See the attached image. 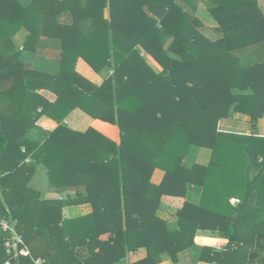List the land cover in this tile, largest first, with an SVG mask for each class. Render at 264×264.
Instances as JSON below:
<instances>
[{"label": "trees", "instance_id": "obj_1", "mask_svg": "<svg viewBox=\"0 0 264 264\" xmlns=\"http://www.w3.org/2000/svg\"><path fill=\"white\" fill-rule=\"evenodd\" d=\"M197 8L194 0H0V220L14 223L24 244L8 254L13 236L0 231V264H116L139 247L149 254L135 264H157L197 248L199 231L227 244L197 248L198 261L264 264V137L217 130L242 114L255 131L263 116L264 13L258 0H211L213 28ZM48 41L58 53L45 52ZM247 49H259L260 60L243 65L235 53ZM78 59L100 85L76 71ZM75 110L115 126L119 141L70 130L63 120ZM44 115L58 126L43 139L34 130ZM192 148L210 150L206 166L183 167ZM39 166L51 180H75L76 198L42 199L29 187ZM155 170L165 174L159 185ZM189 186L199 200L184 203L171 229L156 215L161 198L185 197ZM82 202L92 214L65 219V207Z\"/></svg>", "mask_w": 264, "mask_h": 264}, {"label": "crops", "instance_id": "obj_2", "mask_svg": "<svg viewBox=\"0 0 264 264\" xmlns=\"http://www.w3.org/2000/svg\"><path fill=\"white\" fill-rule=\"evenodd\" d=\"M258 3L262 12L264 13V0H258ZM200 15H202L203 18L201 20L200 17L199 20L201 22L202 21L207 22L205 26L213 27V28L216 26L207 12L206 13L204 12V14H200ZM65 16L67 15L60 17L59 19L60 22L63 21L62 19ZM22 32L23 30H21L17 34V36H19ZM24 37H22V41L20 42L15 41L19 49L23 48L22 42L24 40ZM44 45L46 46L45 52L58 53V48H59L58 43L48 41L45 42ZM55 63L56 61L47 57L44 60V67L45 69L49 70V68L54 66ZM89 69H90L89 66L82 59L78 60L76 64V71L80 75L88 79L89 81L93 82L94 84L100 85L103 81L102 77L95 74L93 70L91 69L89 70ZM38 93L42 95L45 99H47L49 102H54L56 100V96L47 90H41L38 91ZM63 124L67 125V127L74 132L84 133L86 132V130L91 128L113 142L117 143L119 141L118 131L115 126L108 124L106 122H102L101 120L90 119L89 117H87V115H85L79 110H75L70 114H68V116L63 120ZM35 125L37 127L34 130L35 133L41 135V138L43 139L48 133L54 131L58 126V124L54 120L50 119L45 115L39 117ZM218 128H220L218 129L220 132H224V133H231V134H238L245 136L256 134L259 137H264V113L262 118L258 120L255 131H252L251 129V123L249 121V117L242 114H231L230 117L221 119L218 123ZM206 150L207 149L204 148H192V150H190L187 153L186 158L183 160V167L190 168L193 165L206 166L209 163V159H210V151L207 160L203 159L202 154L203 153L206 154L207 152ZM22 152H24V149H22ZM199 155H201L200 159H199ZM28 161L29 159L26 160V162ZM203 161H205V163H202ZM69 175L71 174L69 173ZM164 175L165 174L163 171L155 170L151 177V183H153L154 185H159L163 180ZM104 181L107 180L105 177L102 176L99 180H96L95 183L100 184L103 183ZM61 182L63 181H59L58 179H54L52 182H50L46 168L44 166H39L36 174L34 175L33 179L29 184V187L39 191L41 193L42 199L61 198L67 200L68 198H70V200L72 199L74 200V198H76L77 189L74 188L73 185L74 183H76V181L71 180L70 184H63ZM85 183L87 184L86 185L87 187L91 185L92 188L93 182L91 180L86 179ZM199 196H200V189L195 186H189L187 195L185 197L163 195L161 198L160 206L156 212V215L162 220L166 221L169 228L173 229L175 228V226L177 227V217H176L177 211L183 207L186 201L196 204L199 200ZM232 201H237L234 198L230 200L231 204L237 203V202L233 203ZM92 212H93V206L88 202H82L78 204L67 205L64 209V216L65 219H69V220L78 219L81 217L88 216L92 214ZM194 244L195 246H197V248L204 247V248L213 249L214 251H221L222 249H224L225 245L227 244V241L225 239L218 238L216 234L211 233L210 231H199L194 239ZM197 248L191 247L179 252L178 254H176V260L174 261L172 260V257L170 255L162 254L160 255V260L159 262H157V264H213V263L198 261L196 258L197 252L199 253ZM148 254L149 252L147 248L139 247L131 251H128L125 259H123L121 262L116 264H135L138 263L139 261L146 259Z\"/></svg>", "mask_w": 264, "mask_h": 264}, {"label": "rangeland", "instance_id": "obj_3", "mask_svg": "<svg viewBox=\"0 0 264 264\" xmlns=\"http://www.w3.org/2000/svg\"><path fill=\"white\" fill-rule=\"evenodd\" d=\"M196 3H197V6H198V8H197V11L195 12V16L198 18V19H200V17H201V20H202V18H203V16L202 15H200V14H204V12L206 13L207 12V9H208V6H209V4L211 5V0H194ZM208 13V12H207ZM66 17V18H65ZM62 20V22H67L68 20H69V17L68 16H65ZM205 20V19H204ZM202 23L204 24V25H206L207 24V22H203L202 21ZM23 30V29H22ZM202 31H203V34L204 35H207V36H209V37H214V36H216L215 34H214V32H212V31H209V28H203L202 29ZM24 34V35H23ZM25 36V33H24V30H23V32L19 35V36H17V38L15 39V41H17V42H20V41H22V37H24ZM260 53V51H259V49H247V50H243L242 52H239V53H235V56H238L239 57V59L241 60V62H242V64L243 65H252L253 64V62H255V61H259L260 60V55L261 54H259ZM143 57H144V59H145V61L147 62V64L155 71V72H159L160 71V67H159V65H157V63H155V61L149 56V55H147V54H143ZM79 60V59H78ZM78 60H77V62H78ZM85 62V61H84ZM86 63V62H85ZM87 64V63H86ZM88 65V64H87ZM89 66V65H88ZM89 68L92 70V68L89 66ZM89 69V70H90ZM49 70L51 71V72H55V68L52 66L51 68H49ZM88 70V69H87ZM92 73V72H91ZM95 73V72H94ZM85 74V73H84ZM96 74V73H95ZM86 75V74H85ZM37 92V91H36ZM218 129H220V128H218V126H217V130ZM219 131V130H218ZM33 136V135H32ZM207 152H206V154L205 153H203L202 154V156H203V159H205V160H207V158H208V155H209V151L210 150H206ZM201 158V155H199V159ZM202 159V160H203ZM202 163H205V161H203ZM182 165H183V161H182ZM47 170V169H46ZM49 179H50V177H49ZM53 181V179L51 180L50 179V182H52ZM233 203H236L237 201H232ZM260 254H262V251L260 250V251H258Z\"/></svg>", "mask_w": 264, "mask_h": 264}, {"label": "built area", "instance_id": "obj_4", "mask_svg": "<svg viewBox=\"0 0 264 264\" xmlns=\"http://www.w3.org/2000/svg\"><path fill=\"white\" fill-rule=\"evenodd\" d=\"M238 202V201H237ZM0 231L3 232L4 234H7L8 236H13L12 242L10 239L5 241V247L7 249V253L10 254L12 248H16V246L19 245H24L23 241L20 236L16 235L15 230H14V223H11L7 220H0ZM19 254L22 256H26L28 254V251L26 248H23L19 251ZM41 260H35L34 264H41ZM8 264V263H6Z\"/></svg>", "mask_w": 264, "mask_h": 264}, {"label": "water", "instance_id": "obj_5", "mask_svg": "<svg viewBox=\"0 0 264 264\" xmlns=\"http://www.w3.org/2000/svg\"><path fill=\"white\" fill-rule=\"evenodd\" d=\"M108 17V11H107V9L105 10V18H107Z\"/></svg>", "mask_w": 264, "mask_h": 264}]
</instances>
